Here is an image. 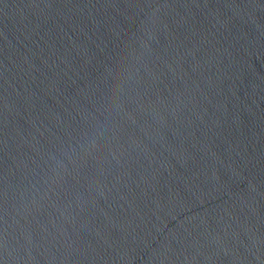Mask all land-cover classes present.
Segmentation results:
<instances>
[{
	"label": "water",
	"instance_id": "water-1",
	"mask_svg": "<svg viewBox=\"0 0 264 264\" xmlns=\"http://www.w3.org/2000/svg\"><path fill=\"white\" fill-rule=\"evenodd\" d=\"M0 264H264V0H0Z\"/></svg>",
	"mask_w": 264,
	"mask_h": 264
}]
</instances>
